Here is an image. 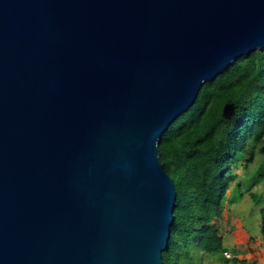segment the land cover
I'll use <instances>...</instances> for the list:
<instances>
[{"label":"water","instance_id":"obj_1","mask_svg":"<svg viewBox=\"0 0 264 264\" xmlns=\"http://www.w3.org/2000/svg\"><path fill=\"white\" fill-rule=\"evenodd\" d=\"M262 48L264 0H0V264H163L160 137Z\"/></svg>","mask_w":264,"mask_h":264},{"label":"trees","instance_id":"obj_2","mask_svg":"<svg viewBox=\"0 0 264 264\" xmlns=\"http://www.w3.org/2000/svg\"><path fill=\"white\" fill-rule=\"evenodd\" d=\"M226 103L234 105L230 118L222 113ZM158 148L176 192L163 264H201L198 252L243 262L241 246H223L233 225L223 233L216 221L225 199L237 202L249 191L251 202L260 205L264 241V48L236 58L205 81L195 101L168 125ZM233 164L242 170L239 176L231 173ZM227 219L236 221L229 212Z\"/></svg>","mask_w":264,"mask_h":264},{"label":"rangeland","instance_id":"obj_3","mask_svg":"<svg viewBox=\"0 0 264 264\" xmlns=\"http://www.w3.org/2000/svg\"><path fill=\"white\" fill-rule=\"evenodd\" d=\"M254 163H251L249 167H252ZM231 173L233 175L239 176L242 173V170L235 164L232 166ZM230 185H233L231 183ZM246 185H249L248 183ZM262 186V185H261ZM260 189H264V185ZM251 190L258 189L257 186H251ZM249 191L244 192V195L241 199L237 202H228V200L223 201V214L219 219L216 221L217 226L220 228L221 232L225 233L228 232L234 220H228V212L231 214V219L234 218L235 220H240V224L247 229L248 233L253 236L254 244L242 246L243 250H240L239 258L243 260V262L238 264H264V241L260 235V227L258 223L260 222L259 219V210L260 205H256L251 202L249 197ZM233 221V222H232ZM231 233L227 236H223V246L228 248L229 250H234V243L236 242V237L233 239L230 236ZM233 235V234H232ZM257 236H259L257 238ZM243 237V236H242ZM241 237V238H242ZM257 238V239H256ZM261 242V244H260ZM253 247V251L251 253H247L248 249ZM200 255L201 264H232L230 262H226L223 256H215V255H206L204 253L198 252ZM226 258L231 257L229 254H224ZM223 257V258H222ZM229 261V259H228Z\"/></svg>","mask_w":264,"mask_h":264},{"label":"crops","instance_id":"obj_4","mask_svg":"<svg viewBox=\"0 0 264 264\" xmlns=\"http://www.w3.org/2000/svg\"><path fill=\"white\" fill-rule=\"evenodd\" d=\"M232 230H231V235L233 237V239L236 237V242L234 243V246L237 248H240V246H247V245H253L254 242H253V236L250 235L247 231V229L244 228V226H242L240 224V220L236 219V221H234V223H232ZM258 225L260 226V222L258 223ZM233 234V235H232ZM243 236V237H242ZM242 237V238H241ZM259 236H257L258 238ZM256 238V239H257ZM261 241H263L261 239ZM261 244V242H260ZM244 248L240 249V250H243ZM248 254L251 253L253 251V247H251V249H248L247 250Z\"/></svg>","mask_w":264,"mask_h":264},{"label":"built area","instance_id":"obj_5","mask_svg":"<svg viewBox=\"0 0 264 264\" xmlns=\"http://www.w3.org/2000/svg\"><path fill=\"white\" fill-rule=\"evenodd\" d=\"M225 254H227V255H228V252H225Z\"/></svg>","mask_w":264,"mask_h":264},{"label":"clouds","instance_id":"obj_6","mask_svg":"<svg viewBox=\"0 0 264 264\" xmlns=\"http://www.w3.org/2000/svg\"><path fill=\"white\" fill-rule=\"evenodd\" d=\"M171 178V177H170ZM229 254V253H228ZM230 255V254H229Z\"/></svg>","mask_w":264,"mask_h":264}]
</instances>
